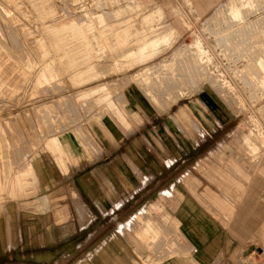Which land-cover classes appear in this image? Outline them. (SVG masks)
Masks as SVG:
<instances>
[{
	"label": "rangeland",
	"instance_id": "rangeland-1",
	"mask_svg": "<svg viewBox=\"0 0 264 264\" xmlns=\"http://www.w3.org/2000/svg\"><path fill=\"white\" fill-rule=\"evenodd\" d=\"M190 1L0 0V264H264V0Z\"/></svg>",
	"mask_w": 264,
	"mask_h": 264
},
{
	"label": "crops",
	"instance_id": "crops-1",
	"mask_svg": "<svg viewBox=\"0 0 264 264\" xmlns=\"http://www.w3.org/2000/svg\"><path fill=\"white\" fill-rule=\"evenodd\" d=\"M225 1H227V0H209V2H210L211 5L217 4V6L215 7L214 11L210 14V16ZM186 2H187L188 7H191L192 10H194L196 12V9L192 5L191 1L190 0H186ZM161 10H162V13L164 15V19L166 21L167 19L165 17V13H164L162 7H161ZM196 14H197V12H196ZM210 16H208V17H210ZM198 17L200 19V15H198ZM165 23L168 26H170V30L174 29V31L176 32L177 36L180 38L181 34L178 33V31L173 26V24L170 21H168V20ZM120 149H121V147H120ZM114 161H115V159H114ZM117 161H119V160L116 158V162ZM218 173L219 172H217V174ZM217 174H216V176L210 174L209 175V178L211 179V176L213 177V179H211V180L218 185V187L224 192V194L230 200L234 201L235 203H238L239 201H241L244 193H246V189H245V191L239 190L238 187H237V184L235 182L243 183L244 184V187H245L246 184H247L246 183L247 181H246V179L242 178L244 176L241 175L242 177H239V175L236 174V173H231V174H228V175H224V176H226V178L229 177V175H232V178L230 177L231 179H228V181H229L228 184H224V186H222L221 184H219L218 182H216V181L219 180V177L217 176ZM223 180L226 181V179H223ZM261 189H263V188H260L259 190H261ZM254 192L256 193V195L254 194V197H252V198L249 197L251 199L248 198V200H246L245 202H243L242 209H245L246 208V210L247 209L249 210V209H252V207H256L257 205H258L257 208L260 207V206H262V205L264 206V201H262V202L260 201V195H258L259 191L256 189V191H254ZM249 196H251V195H249ZM181 198H182V204L180 205V209H179V212H178V219H177V221H179L181 223V228H182L183 233L186 234L188 237H190V239L196 245L197 248H200L203 245V243H205L206 241H208L209 239H211V237L214 235L213 229H212V227H211V225H210L209 222H207L204 218H202L201 216H199V214L196 213L197 212V209L195 211L190 212V213L189 212H186V213H189L190 216H186L185 218L180 219L179 214H181L183 212L182 209H181V207L183 205L184 198H186V197H184L183 195H181ZM200 203H202V202L200 201ZM253 203L255 205H253ZM38 204H40V203H38ZM230 207L231 206H229L228 204H224V206H223L222 209H231ZM228 217H230V214H227V212H226L225 218H228ZM237 222H238V224H241L242 225V226L241 225L240 226H241V229L243 230L242 231L243 232L242 235L244 236L245 235L244 233H248L249 234V232H250V230H249L250 229V226L256 225L258 223V220L256 219L255 216H252L250 219L247 216H242V217H239L238 218V221ZM197 225H198L199 228H196ZM261 228L264 229V224L261 226ZM237 252H238V249H235L233 251V253H232V256L238 255ZM198 258H199V260L197 262L199 264H206L205 261L202 259V257H198Z\"/></svg>",
	"mask_w": 264,
	"mask_h": 264
},
{
	"label": "bare ground",
	"instance_id": "bare-ground-1",
	"mask_svg": "<svg viewBox=\"0 0 264 264\" xmlns=\"http://www.w3.org/2000/svg\"><path fill=\"white\" fill-rule=\"evenodd\" d=\"M237 1V2H236ZM255 1V2H254ZM256 1H258V2H260L259 0H253V2H252V0H232V3H229V7L228 8H226L227 10V12H229V15L231 14V16H233V18L237 21V20H239L240 22L241 21H243V12H242V9L243 8H246V10H247V6H250V5H252L251 3H256ZM258 2H257V5H258ZM260 4V3H259ZM256 5V4H255ZM255 7H257V6H255ZM250 8V7H249ZM252 8V7H251ZM252 9H254V8H252ZM251 9V10H252ZM250 13V12H249ZM249 15V14H248ZM244 17H245V15H244ZM227 35V34H226ZM171 43V42H170ZM262 60V59H261ZM161 69V68H160ZM168 69V68H167ZM170 70V69H169ZM157 71H158V69H157ZM201 75V74H200ZM205 77V76H204ZM146 220V219H145ZM133 239V238H132Z\"/></svg>",
	"mask_w": 264,
	"mask_h": 264
}]
</instances>
